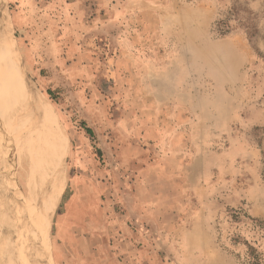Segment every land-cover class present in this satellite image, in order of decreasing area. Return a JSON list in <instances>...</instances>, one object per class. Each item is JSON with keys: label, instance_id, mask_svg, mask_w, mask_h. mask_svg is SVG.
<instances>
[{"label": "rangeland", "instance_id": "obj_1", "mask_svg": "<svg viewBox=\"0 0 264 264\" xmlns=\"http://www.w3.org/2000/svg\"><path fill=\"white\" fill-rule=\"evenodd\" d=\"M0 49L29 87L13 134L38 137L8 175L12 224L21 201L48 221L28 264L264 257V0H0Z\"/></svg>", "mask_w": 264, "mask_h": 264}, {"label": "bare ground", "instance_id": "obj_2", "mask_svg": "<svg viewBox=\"0 0 264 264\" xmlns=\"http://www.w3.org/2000/svg\"><path fill=\"white\" fill-rule=\"evenodd\" d=\"M0 52H1V49H0ZM10 56H12V59H9V61L7 60L8 61L7 63H8V65L11 64L10 66H12L15 69L16 74L14 76H11L9 69L4 67L0 63L1 64V70L4 74V79L6 81L4 86H2L3 89H2V92L0 95H2L5 91L8 92V95H3L4 99L0 98V99H2L1 103L8 104V107H6L5 105L3 106V104L0 103V132H2L0 134V213H1V215H3L2 217L5 216L4 218L6 219V220H4L6 222L4 224L5 225L4 227L2 225L3 221L1 222V220H0V264H28L27 259L30 256H34L35 253L33 251L34 250L33 248L36 245V240L37 239L40 240V238H42L43 233H44V227L47 225L48 221L45 222L44 226L40 230V228H39V226H40V224H39L40 213L38 211L34 210L35 208L29 209V203H26L25 201H24V203H23V201H21V202L17 203V205L14 206L16 219H13V220H15V222L13 224L8 219L9 217H6V216H9L8 214L12 213V212L11 213L9 212L10 211V206H9L10 203L8 202L9 200L7 198L8 192L10 190L9 184H10L11 179H12V178L11 179L8 178V177H10L8 175L10 173L11 168H13L12 163L15 162L16 155H17V157L19 159V163L21 164V162L24 160V158L26 156V151H27L26 147L28 146L29 140H31L33 142L38 141V140H36L38 137L35 139L34 138H27V140H26L24 138L23 134L21 136L13 134L12 121H15L16 125L22 126L23 125V121H22L23 117H22V114H19V109L16 107V103H14V101L11 102L12 99L10 100V97L13 98V95H12V93L10 94V91L13 89H20L22 87L25 90V88L28 87V84L26 83V81L22 80V76H21L22 75V68H21L20 60L19 59L17 60V56L15 55V53H12V55H10ZM9 62H10V64H9ZM19 91H21V90H19ZM38 97L40 99L41 96H38ZM30 109H32V108H30ZM33 109H34V107H33ZM34 111H35V109H34ZM48 113H49V117H50V122L54 123L55 119H54V115H53L51 108L49 109ZM39 115H41V114H39ZM34 120H36V118ZM40 124L41 123H36L35 125H39L38 126V128H39ZM30 126L33 128L34 123L31 124ZM49 127L42 125L41 131H42L44 137L50 138ZM38 128H36V129H38ZM43 140L44 141L42 142L43 143L42 149H44L46 152H51L50 158L54 161L52 164V166H54V173L52 176V181L49 184L50 194L48 196L47 195L42 196V203L45 206V208H47V209H48V207H50V205H52L51 209L54 212L56 200L60 196V193L62 192V189L64 187V173L60 170V168L62 166V161H64V160L61 157V150L60 149L58 150V145L56 144V140H52L51 142L48 141V139H46V138H44ZM39 153H42V152L40 151ZM40 162L43 163L44 159L41 160ZM20 164H19V166H20ZM47 177H49V176H45L43 178L46 179ZM13 180H15V179H13ZM25 181H26V179H25ZM19 194H20V197H23L22 193H19ZM34 194H36V190H34ZM15 200H16V195H15ZM21 200H23V199H21ZM11 202H14V201H11ZM13 216H14V214H13ZM6 225H8L9 227H7ZM10 226L11 227L13 226L12 227L13 229ZM31 258H33V257H31ZM31 258L29 260L33 261Z\"/></svg>", "mask_w": 264, "mask_h": 264}, {"label": "trees", "instance_id": "obj_3", "mask_svg": "<svg viewBox=\"0 0 264 264\" xmlns=\"http://www.w3.org/2000/svg\"><path fill=\"white\" fill-rule=\"evenodd\" d=\"M83 127L85 128L86 132L93 138L94 133L92 129L89 128L85 123H83ZM246 264H264V257L258 254L253 247L248 246Z\"/></svg>", "mask_w": 264, "mask_h": 264}]
</instances>
